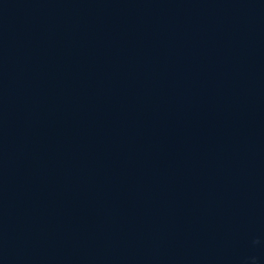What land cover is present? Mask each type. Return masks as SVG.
Masks as SVG:
<instances>
[{
    "label": "water",
    "instance_id": "obj_1",
    "mask_svg": "<svg viewBox=\"0 0 264 264\" xmlns=\"http://www.w3.org/2000/svg\"><path fill=\"white\" fill-rule=\"evenodd\" d=\"M0 264H264V0H0Z\"/></svg>",
    "mask_w": 264,
    "mask_h": 264
}]
</instances>
